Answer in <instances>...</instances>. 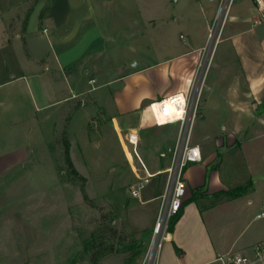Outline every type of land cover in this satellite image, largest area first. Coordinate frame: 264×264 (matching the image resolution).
<instances>
[{"label": "rangeland", "instance_id": "1", "mask_svg": "<svg viewBox=\"0 0 264 264\" xmlns=\"http://www.w3.org/2000/svg\"><path fill=\"white\" fill-rule=\"evenodd\" d=\"M10 1L17 0L0 6ZM63 1L53 0L54 14L65 9ZM220 1L71 0L72 21L90 14L79 34L85 38L68 54L73 59L91 50L66 68L77 94L30 121L8 119L0 105V264H159L166 240L158 248L154 230L142 233L134 224H148L162 199L143 203L131 194L130 186L147 175L128 141L141 122L131 124L118 112L150 96L192 90ZM242 2L234 0L222 33ZM218 54L213 61L212 53L192 125L191 142L202 159L187 163L183 178L186 196L202 189L205 218L226 252L264 240V218L256 217L264 209V136H246L232 121L205 116V88ZM158 126L138 140L148 170L160 171L141 188L142 199L165 192L163 170L172 164L180 129ZM242 186L238 198L224 192Z\"/></svg>", "mask_w": 264, "mask_h": 264}, {"label": "crops", "instance_id": "2", "mask_svg": "<svg viewBox=\"0 0 264 264\" xmlns=\"http://www.w3.org/2000/svg\"><path fill=\"white\" fill-rule=\"evenodd\" d=\"M63 3L65 9L56 11L59 14L53 13V0H17L0 6V87L7 86L0 93V105L4 107L1 111L3 116L7 114L8 119L30 121L41 118V113L48 108L77 94L72 90L66 68L78 63L83 55L91 51L88 47L78 56L75 53L73 59L69 56L73 47L85 38V34L81 38L79 34L90 14L79 15L78 20L72 21L71 0H64ZM233 5L234 1L228 15ZM261 5L263 9L256 0H243L235 9L238 12L233 15L226 32L222 33L226 22L219 27V39L213 48L210 45L203 68L193 82V86L200 82L201 89L212 62V53L214 51V61L219 51L216 70L205 88V116L232 121L235 130L245 131L246 136L251 137L264 136V23H255L260 13L264 12V0H261ZM198 67L199 64L193 78ZM48 71L51 73L47 74ZM93 76L89 82L91 79L96 82L94 73ZM156 100L150 96L136 108L118 112V115H126L131 124L141 122L137 128H132L138 132L139 140L143 131L158 126L150 110V103ZM25 135L28 133L25 132ZM194 192L185 194V199L193 196ZM164 193L151 194L143 199L140 193L137 198L143 203L153 202L159 197L162 199L148 224H134L142 233L153 231ZM199 196L184 206L174 230L169 232L165 245L162 244L159 264H221L217 257L225 250L218 248L213 239L200 203L204 196ZM144 242L148 248L150 238L147 237ZM177 247L181 254L177 252Z\"/></svg>", "mask_w": 264, "mask_h": 264}, {"label": "built area", "instance_id": "3", "mask_svg": "<svg viewBox=\"0 0 264 264\" xmlns=\"http://www.w3.org/2000/svg\"><path fill=\"white\" fill-rule=\"evenodd\" d=\"M233 1L234 0L220 1L218 24L212 39V48L219 39V27L225 22ZM256 1L259 4L260 9H263L261 0ZM255 23H264V12L261 13V16L255 20ZM44 31H46V29H44ZM206 64L207 63H205L204 68ZM94 82L95 79L90 80V83ZM199 83H195L192 90L188 94L183 91H178L150 103L151 112H154L156 115L163 118L159 121V126L171 123H178L180 125L177 144L173 151L172 164L168 168L164 169V172L168 173L167 187L163 195V203L153 229L154 236H156V239H153V244L158 248H161L164 240H166L169 234L171 219L180 210L186 194L187 188L183 178L184 167L189 162H197L202 159L199 144H193L191 142L192 125L197 116L201 92ZM162 121L168 122L161 124ZM134 137L136 138V141H134ZM138 140V132H131L128 135V141L132 144L134 153L147 174L144 178L140 177V180H138L137 183L130 186V192L136 198L140 197V190L143 188L144 184L149 181V178L159 173L149 172L137 150ZM256 217L264 218V209L258 212ZM217 259L221 262V264H264V240L250 244L240 250H229L220 254Z\"/></svg>", "mask_w": 264, "mask_h": 264}, {"label": "trees", "instance_id": "4", "mask_svg": "<svg viewBox=\"0 0 264 264\" xmlns=\"http://www.w3.org/2000/svg\"><path fill=\"white\" fill-rule=\"evenodd\" d=\"M246 188H247V187H243V186H242V187L234 188V189H232V190H225L224 192L230 193V195H232L233 197H240V196L244 193V191H245ZM202 192H203L202 189L196 188V189H195V192H194V194H193V196H191L190 198H187V199H184V200H183V202H182V206H181L180 210H179L178 213H176V214L172 217V219H171L169 232H172V231L174 230L175 224L177 223V221L180 219V217H181L182 214H183L184 206H185L188 202H190L191 200L197 198ZM112 230H113V229H112ZM113 231H115V230H113ZM176 250H177V252H178L179 254L182 253V251H181L178 247L176 248ZM92 259H93V261L95 262L96 259H97V255H96V254H93V255H92Z\"/></svg>", "mask_w": 264, "mask_h": 264}, {"label": "bare ground", "instance_id": "5", "mask_svg": "<svg viewBox=\"0 0 264 264\" xmlns=\"http://www.w3.org/2000/svg\"><path fill=\"white\" fill-rule=\"evenodd\" d=\"M152 113H153V116H154V121H155V123L158 125V124L160 123L159 121L162 120L163 118L160 117L159 115H156L154 112H152ZM162 122H164V121H162ZM162 122H161V124H163ZM166 122H168V121H165L164 124H165ZM156 247H157V246H156ZM153 259H154V258H153Z\"/></svg>", "mask_w": 264, "mask_h": 264}]
</instances>
